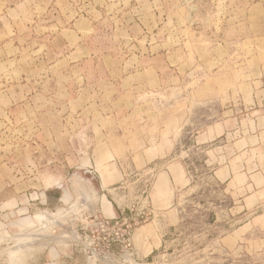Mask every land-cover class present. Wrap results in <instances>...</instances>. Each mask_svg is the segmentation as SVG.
I'll return each mask as SVG.
<instances>
[{
    "label": "rangeland",
    "instance_id": "374dc122",
    "mask_svg": "<svg viewBox=\"0 0 264 264\" xmlns=\"http://www.w3.org/2000/svg\"><path fill=\"white\" fill-rule=\"evenodd\" d=\"M264 264V0H0V264Z\"/></svg>",
    "mask_w": 264,
    "mask_h": 264
},
{
    "label": "crops",
    "instance_id": "0c3cea01",
    "mask_svg": "<svg viewBox=\"0 0 264 264\" xmlns=\"http://www.w3.org/2000/svg\"><path fill=\"white\" fill-rule=\"evenodd\" d=\"M9 264H23V262L19 260H14V261L9 262ZM35 264H37V262H35Z\"/></svg>",
    "mask_w": 264,
    "mask_h": 264
}]
</instances>
